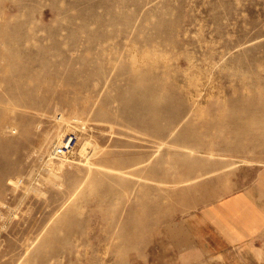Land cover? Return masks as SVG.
<instances>
[{
	"label": "rangeland",
	"instance_id": "rangeland-1",
	"mask_svg": "<svg viewBox=\"0 0 264 264\" xmlns=\"http://www.w3.org/2000/svg\"><path fill=\"white\" fill-rule=\"evenodd\" d=\"M246 185L264 0H0V264L171 260L169 227Z\"/></svg>",
	"mask_w": 264,
	"mask_h": 264
},
{
	"label": "crops",
	"instance_id": "crops-1",
	"mask_svg": "<svg viewBox=\"0 0 264 264\" xmlns=\"http://www.w3.org/2000/svg\"><path fill=\"white\" fill-rule=\"evenodd\" d=\"M200 207L167 230L158 252L171 260L147 264H264V190L242 186Z\"/></svg>",
	"mask_w": 264,
	"mask_h": 264
},
{
	"label": "built area",
	"instance_id": "built-area-1",
	"mask_svg": "<svg viewBox=\"0 0 264 264\" xmlns=\"http://www.w3.org/2000/svg\"><path fill=\"white\" fill-rule=\"evenodd\" d=\"M78 133L75 131H71L67 134L63 142L55 145L54 152L57 155H65L74 149L75 144L78 142Z\"/></svg>",
	"mask_w": 264,
	"mask_h": 264
}]
</instances>
